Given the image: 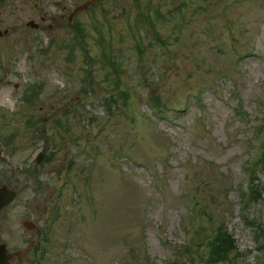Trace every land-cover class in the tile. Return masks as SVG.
Masks as SVG:
<instances>
[{
    "label": "rangeland",
    "instance_id": "obj_1",
    "mask_svg": "<svg viewBox=\"0 0 264 264\" xmlns=\"http://www.w3.org/2000/svg\"><path fill=\"white\" fill-rule=\"evenodd\" d=\"M86 1L0 3V185L18 192L0 243L11 264H193L180 253L200 223L232 245L229 260L214 243L200 255L264 264V167L253 164L255 225L240 211L264 145V0H96L75 17L79 45L69 15ZM47 31L61 39L51 52Z\"/></svg>",
    "mask_w": 264,
    "mask_h": 264
},
{
    "label": "water",
    "instance_id": "obj_2",
    "mask_svg": "<svg viewBox=\"0 0 264 264\" xmlns=\"http://www.w3.org/2000/svg\"><path fill=\"white\" fill-rule=\"evenodd\" d=\"M89 3H86L78 8L84 9L88 6ZM16 196V193L14 191L9 190L7 187L0 188V210L5 206L6 204L10 203ZM30 227H33L30 225ZM3 251V248L0 247V252ZM6 262V258L3 256H0V262Z\"/></svg>",
    "mask_w": 264,
    "mask_h": 264
},
{
    "label": "trees",
    "instance_id": "obj_3",
    "mask_svg": "<svg viewBox=\"0 0 264 264\" xmlns=\"http://www.w3.org/2000/svg\"><path fill=\"white\" fill-rule=\"evenodd\" d=\"M252 224H255V223H252ZM221 247H222L221 251H215L216 256L219 259L225 258V259L229 260L230 259V256H229L230 255V251H229V249H231L230 248V244L229 245H221Z\"/></svg>",
    "mask_w": 264,
    "mask_h": 264
},
{
    "label": "flooded vegetation",
    "instance_id": "obj_4",
    "mask_svg": "<svg viewBox=\"0 0 264 264\" xmlns=\"http://www.w3.org/2000/svg\"><path fill=\"white\" fill-rule=\"evenodd\" d=\"M42 20H45L44 17H42ZM36 28H40V26L38 25ZM0 36H3L2 34Z\"/></svg>",
    "mask_w": 264,
    "mask_h": 264
}]
</instances>
